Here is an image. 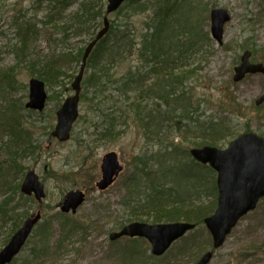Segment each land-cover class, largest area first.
Here are the masks:
<instances>
[{
  "label": "rangeland",
  "instance_id": "obj_1",
  "mask_svg": "<svg viewBox=\"0 0 264 264\" xmlns=\"http://www.w3.org/2000/svg\"><path fill=\"white\" fill-rule=\"evenodd\" d=\"M187 3L190 4V13L187 12ZM106 7L107 0H0V181L9 183L7 189L0 183V204L10 205L5 209V219H15V222L10 218L5 223L0 222L3 226L0 229V252L23 222L40 211L42 219L33 227L27 244L14 259L17 264L23 263L31 254V248L40 242L45 249L43 256L37 259L38 264H196L209 251L212 257L207 264H264V198L254 211L237 222L223 245L216 250L212 249L211 237L204 226L189 232L160 257L151 255L145 240H109V236L118 232L121 226L137 222L132 220V206L125 205V201L132 202L126 185L133 174L135 160L153 155L149 169L152 173L156 170L155 164L167 161L166 158L172 160L180 149L200 148L196 146L203 139L190 134L178 137L179 132L171 121L165 122L166 128L159 134L151 135L131 116L116 121L114 131H122L121 135L111 140L107 138L109 136L103 137L99 116L102 112L116 111L125 98L117 91L115 83L108 87L102 85L100 91H104L103 95L86 91L88 101L80 103V119L71 130L68 141L61 143L52 137L58 108L74 94L71 86L82 63V58L80 61L75 58L81 57L96 38L104 18H107L109 28L119 25L120 36L126 35L133 46L131 51H122L121 56L102 55L100 66L112 76L113 82L121 81L129 70L136 72L142 97L150 98L147 100L149 105L143 104V107L159 105L149 87L157 84L159 79H166L170 71L160 72L158 64L144 61L138 57V51L140 36L147 30L152 32L153 24L158 23L155 14L168 8L162 0H129L107 15ZM183 8L184 16H189V23L194 25L193 45L179 60L183 70L177 71L181 73L180 90L186 92L189 103L185 105L190 111L188 120H183L189 122L186 128L197 126L196 129L201 130L214 119L218 123L217 131L212 133L205 146L219 150L246 133L264 139V103L255 104L263 92V77L257 74L239 82L233 81L234 69L244 51L252 54V63L264 65V0H188L183 2ZM215 9L225 10L230 17L224 25L221 43H217L210 32V13ZM64 27L66 33H63ZM173 33L175 31L171 28L169 35ZM108 37L106 41L111 40L110 33ZM174 38L180 39V36L176 33ZM87 64L88 60L80 83V95L85 92L83 84L92 68ZM42 74L51 81V87L44 83L47 100L41 111L29 110L26 108L29 81H42L38 78ZM129 98L134 97L129 95ZM11 111L15 116H11ZM14 120L17 121L12 124ZM12 127L17 132L16 140L9 133ZM112 152L117 154L123 170L114 184L100 191L96 184L101 180V160ZM11 153L16 156L15 165L10 164ZM177 160L180 162L177 166L181 168L183 161L188 159L180 157ZM171 164L165 163L163 168H170ZM192 169L196 182H202L201 186L206 176L205 183H211L206 168ZM30 171L42 184L44 198L40 204L31 199V203L23 206L21 202L18 204L20 192L16 186L20 188L24 176ZM186 172L188 170L178 171V182L182 183V174ZM151 178L155 181L153 175ZM166 181L159 194L156 193L157 197L142 196L133 206L153 200L154 204L145 206L149 211H155L153 207L160 205L169 208L178 192L190 207H208L214 202L211 190L201 187L197 190L178 188V192L175 189V193L169 196L170 181ZM210 183L208 186L212 185ZM77 191L85 195V200L74 213L62 215L59 207L65 196ZM142 218L143 221L138 222L152 224L146 216ZM13 223L15 229H12ZM45 223L47 230L43 229V236H40L38 231ZM72 224H78V229L71 232L73 236H66L63 228L69 230ZM124 249H130V259L125 260L122 252L119 253Z\"/></svg>",
  "mask_w": 264,
  "mask_h": 264
},
{
  "label": "trees",
  "instance_id": "obj_2",
  "mask_svg": "<svg viewBox=\"0 0 264 264\" xmlns=\"http://www.w3.org/2000/svg\"><path fill=\"white\" fill-rule=\"evenodd\" d=\"M184 1H188V0H162L164 5L168 9H165L164 11L155 14L156 17L158 18L157 19L158 23L153 24L152 27L154 29L152 32L148 33L147 30L144 34L140 36L138 57L142 58L146 62H150L151 64H158L160 72L170 71V73L167 74L168 77L166 79H159L157 80L158 81L157 84H154L153 86L149 87V91L151 92V94L155 95L157 101L159 102V105L143 107V104L149 105V102H147V100L150 98L149 96L142 97V94L140 92L143 91L141 89L139 77H137L136 72L132 73L129 70V72L126 74L125 77L122 78L121 81L113 82L112 76H109L104 71L105 68L100 66V57L104 54L111 53L110 56L112 55L121 56L122 51H124L125 49L127 51H131L133 42L131 40H128L126 38V35L120 36V33L122 32L120 30L119 25H117L116 27L112 26L110 28L109 33L111 35V40L106 41V39L109 38L108 37L109 34H108L107 37L99 41V43L95 46L94 50L92 51L87 64V66H91L92 68H90L91 72L88 78L85 80V83L83 84V86L85 87V92L81 95V100L88 101L87 93H89L90 90H93L96 93H98L101 92L100 90L103 88L102 85H105L104 87H108L114 83H115V87L117 88V91L121 93L122 97H125L122 100V104L120 103L119 105L120 108H118L116 111L115 110L111 111L112 113L102 112L101 115L99 116L101 121L100 130L103 131L102 132L103 137L109 136L107 138L111 140V139H115L117 135H121V133H123L122 131H118V132L114 131V129H116L115 128L116 121L121 118L126 119L127 116H131V118L134 120L135 123L137 124L140 123L139 127L141 129L148 131L151 135L159 134L162 129L166 128L164 126L167 123L166 121L174 122L171 124L173 125V127L176 128L177 132H179L178 137H182L184 135L190 134L192 136H197L199 139H203L201 144H198V146L196 147H202L207 145L208 139L212 138V133L217 131L218 123L215 122L214 119L209 120V123L205 124L204 128H202L201 130L196 129L197 126H195L194 128L192 127V129L186 128L187 127L186 125H189V122L186 123L183 121L186 119L188 120L189 117L188 113L190 111L188 109V106H185L189 104L188 98L186 97V92H184L182 89L180 90L181 73H177V71L183 70L184 66L179 62V60L181 59V57H184L187 54V52L190 51L194 41V34H193L194 25H191L189 23L190 17L189 16L185 17L182 12V10H185L183 8ZM129 4H131V2ZM186 7L188 9L187 12L190 13V4L187 3ZM171 28L175 31L173 35H169ZM176 28H180L183 31L178 30ZM62 29H63V33H66L65 27ZM165 30L167 31L166 35H165ZM176 33L180 36V39L174 38V34ZM110 42H112L111 45ZM80 58H82V56L76 57L75 59L77 61L78 60L80 61ZM96 58L98 59L96 60ZM184 73L189 74L191 72L184 71ZM42 75L43 76H39L38 78L42 80L44 83L50 84L51 81L49 77L45 76L44 74ZM100 80H102L101 84H100ZM101 94L103 95L104 91H102ZM129 95H133L134 98L128 99ZM143 99H145V101H143ZM122 106L123 109L121 108ZM11 116H15V114L12 112ZM16 121L17 120H14L12 124H15ZM181 130L183 131L181 132ZM9 133H12L13 139L16 140L15 134L17 132L15 131V128L13 127L10 128ZM29 144L31 143L29 142ZM174 150H179V148L174 147ZM180 157H184V159L185 158L188 159L183 161V165L181 168L177 166V164L180 163L178 162L177 159ZM152 158L153 155L150 156L149 158L138 157L135 160L134 165L132 167L133 174L130 178V181H128L126 185V189L128 190V195L131 197L130 199L132 202L125 201V205L127 207L132 206L131 210L134 214L132 220L143 221L142 217L146 216L147 220L151 221L152 224L184 221L200 226L203 220L209 217L216 208L217 190L214 179L212 178L213 175H211L212 171L208 167L201 166L196 162H194L189 155V150L180 149L179 151H177V153L174 154L172 160L166 158L167 161L159 162V164H155L156 170L155 172L151 173L149 169L151 167L150 164H152ZM15 160H16V156L13 155V153H11L10 164L15 165L14 162ZM169 162L172 163L170 168L168 167L167 169H164L163 168L164 164ZM192 168L194 169L206 168L208 170L206 172H208L211 177V183L210 182L209 183L212 185L208 186L209 183L208 184L205 183L207 176L206 178L203 177L204 182L202 186L200 185L202 182L197 183L196 176L193 174ZM186 170H188V172L182 174L184 175V179L182 183L178 182L179 179L177 177L178 171L183 172ZM151 175L155 177V181L151 178ZM166 179L170 181L169 182L170 188L169 190H167L169 191V196H172V194L175 193V189L176 192H178L177 191L178 188L182 190H185L186 188L192 190L194 188L197 190L198 187H201V188H206L208 191L211 190L214 202L211 204V206L208 207L207 206L190 207L189 205L187 206V204H185L186 198L184 196L181 197L178 192V194H176L175 200L171 202L169 208H166L162 205L158 207L154 206L153 208L154 210L156 208V210L151 212L145 206L151 203L154 204L153 200L149 201V203H146L147 202L146 201L143 204H138L133 206V203L137 199H141L142 196H145L147 198L157 197L156 193L159 194L158 191H161L160 189L162 187V184L163 186L166 184L167 182ZM184 181L187 187L184 184ZM0 183L2 186H5V189H7L9 183H7L6 181H0ZM16 189L19 190V187L16 186ZM135 191L136 194L134 193ZM17 197H19L18 204H20L21 202L23 206L25 204H29L32 202L30 198H24L21 194H18ZM2 203L0 204V215H1L0 222L5 223L9 221V218L11 220V217L9 218L7 217L5 219L4 216V213L7 214V212H5V209H9L10 205L8 206L7 204L4 205ZM13 209L10 212H12ZM11 221L15 222V219ZM64 225H66V222L64 223ZM72 225L73 226H69V230L66 229V236L67 235L73 236L71 232L78 229V224H72ZM2 227L3 226L0 225V229H2ZM15 228L16 227L13 223L12 229ZM43 229H46V223L45 226H43V228H41L38 231V234L40 236H43L41 233ZM44 249L45 247L42 245L41 242L35 248L32 247L30 251L31 254L24 261L25 264H34V263L38 264L37 259H39L40 256H43ZM121 252H122V257L125 260L130 259L131 256L130 249H124L123 251L119 250L120 254ZM24 262L21 264H24ZM12 264H17V262L14 260Z\"/></svg>",
  "mask_w": 264,
  "mask_h": 264
},
{
  "label": "water",
  "instance_id": "obj_3",
  "mask_svg": "<svg viewBox=\"0 0 264 264\" xmlns=\"http://www.w3.org/2000/svg\"><path fill=\"white\" fill-rule=\"evenodd\" d=\"M126 0H108L106 13L115 12ZM211 36L221 43L224 24L229 21V15L225 10L215 9L210 13ZM109 30L107 18L103 19V28L98 32L96 38L86 47L80 71L76 76L71 88L74 95L68 97L62 107L57 111V124L52 136L60 142L69 139L70 130L78 116V102L80 93V82L83 76L86 61L95 44ZM250 52H244L241 62L234 69V82H239L246 74L261 73L264 76V67L261 64L251 65L249 63ZM46 102L44 84L36 79L29 82V102L26 108L41 111ZM264 102V92L256 102L260 105ZM192 159L202 165L209 164L217 172V207L214 214L204 220L205 226L212 238L213 249H218L224 243L226 237L236 225L237 221L248 212L255 209L258 201L264 197V140L254 134H244L231 142L226 150L212 147L193 149L190 151ZM101 180L96 184L98 190L102 191L112 185L122 167L119 165L115 153L104 156L100 165ZM23 195L31 196L37 202L44 198L43 186L33 171L26 174L20 187ZM85 200L82 192L69 193L61 208L63 213L75 212ZM40 220V214L25 220L22 227L12 236L9 243L0 252V264H10L28 239L33 227ZM194 225L189 223H170L160 225H147L133 223L124 227L120 233L110 237L111 240L122 236L145 238L154 256H161L169 246L191 231ZM212 257L210 252L204 254L196 264H207Z\"/></svg>",
  "mask_w": 264,
  "mask_h": 264
},
{
  "label": "bare ground",
  "instance_id": "obj_4",
  "mask_svg": "<svg viewBox=\"0 0 264 264\" xmlns=\"http://www.w3.org/2000/svg\"><path fill=\"white\" fill-rule=\"evenodd\" d=\"M38 212H40V211H38ZM172 223H174V222H172ZM186 223H189V222H186ZM192 224V223H191ZM192 225H194V228H193V230L195 229V228H197L198 226L196 225V224H192ZM200 226H204V227H206L205 226V223H204V220H203V222H202V224L200 225ZM64 230H66L67 228L65 227V228H63ZM192 230V231H193ZM180 239H182V238H180ZM180 239H178L177 241H179ZM177 241H175V242H173L170 246H169V248H168V250L171 248V246L173 245V244H175ZM212 249H213V246H212ZM167 250V251H168ZM213 250H215V249H213ZM210 252V251H209ZM206 253H208V252H206ZM211 253V252H210Z\"/></svg>",
  "mask_w": 264,
  "mask_h": 264
},
{
  "label": "flooded vegetation",
  "instance_id": "obj_5",
  "mask_svg": "<svg viewBox=\"0 0 264 264\" xmlns=\"http://www.w3.org/2000/svg\"><path fill=\"white\" fill-rule=\"evenodd\" d=\"M252 63V62H251Z\"/></svg>",
  "mask_w": 264,
  "mask_h": 264
}]
</instances>
